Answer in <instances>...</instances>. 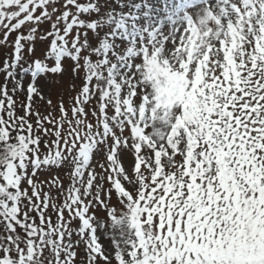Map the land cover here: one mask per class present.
Masks as SVG:
<instances>
[{
    "label": "snow or ice",
    "instance_id": "1",
    "mask_svg": "<svg viewBox=\"0 0 264 264\" xmlns=\"http://www.w3.org/2000/svg\"><path fill=\"white\" fill-rule=\"evenodd\" d=\"M0 264H264V0H0Z\"/></svg>",
    "mask_w": 264,
    "mask_h": 264
}]
</instances>
